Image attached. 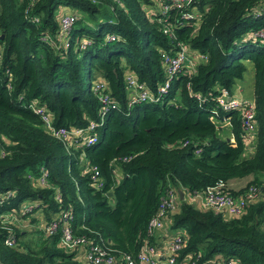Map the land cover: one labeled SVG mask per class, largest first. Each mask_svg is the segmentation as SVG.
Wrapping results in <instances>:
<instances>
[{
    "label": "trees",
    "instance_id": "16d2710c",
    "mask_svg": "<svg viewBox=\"0 0 264 264\" xmlns=\"http://www.w3.org/2000/svg\"><path fill=\"white\" fill-rule=\"evenodd\" d=\"M151 3L0 0V192H13L0 203V213L15 212L30 201L36 204L32 211L42 209L49 219L68 206L73 232L109 246L114 264H123L121 253L135 256L166 184L201 190L222 182L228 192L237 193L264 182V44L243 39L246 31L264 27V0H197L193 5L201 14L199 21L178 12L175 38L161 31L155 11L147 8ZM60 7L75 16L61 43L55 37ZM180 44L205 57L196 60L191 72L186 66L177 71L159 101L128 107L125 74L131 72L154 89L167 78L160 51L176 53ZM247 63L257 125L252 155L242 153L236 111H229L234 137L230 142L210 119L213 102L199 103L185 86L188 82L191 94L205 96L215 93L216 86L234 92ZM96 79L105 81L116 102L102 114L91 87ZM32 102L44 105L58 126L83 127L94 121L96 140L67 148L44 130ZM121 156L130 157L113 161L117 179L111 160ZM84 162L97 167L100 187L90 172H82ZM39 165L48 171L45 185L28 177L37 174ZM245 177L242 186L229 183ZM164 228L185 234L175 264H191L184 256L199 252L192 264L214 254L235 257L239 264H264L263 197L248 200L236 216L179 198L177 207L166 212ZM8 232L14 234L13 245L4 243ZM155 238L150 236V242L159 245L161 237ZM84 249L62 246L57 234L0 225V264H82Z\"/></svg>",
    "mask_w": 264,
    "mask_h": 264
},
{
    "label": "built area",
    "instance_id": "2783aa9c",
    "mask_svg": "<svg viewBox=\"0 0 264 264\" xmlns=\"http://www.w3.org/2000/svg\"><path fill=\"white\" fill-rule=\"evenodd\" d=\"M197 0H157V7L155 11V19L160 24L161 31L171 38H175L173 30L174 25L177 23L176 14L180 12V17L185 19H194L197 23L201 17L198 9L193 5ZM264 13V7L261 8ZM75 16L72 12L66 11L59 14V27L55 34L59 43L66 40L70 31ZM254 38L260 40L264 44V27L260 26L255 29L246 31L243 35L244 38ZM113 38V35H109ZM179 44V42H176ZM1 57V47H0ZM205 56L198 51H188L180 44V50L176 53L167 51H160V60L163 65L165 76L167 77L160 84H157L154 89L148 87L143 81H138L136 77L127 72L124 77L126 102L127 106L142 101L157 102L162 97L163 93L167 91L169 86V79L171 80L175 73L187 64L184 69L186 72H191L196 60L203 59ZM189 74V73H188ZM185 86L188 88L189 95L196 97L199 103L205 101H212L213 106L209 108L210 119L214 123L215 128L225 130L223 137L228 141L234 142L233 133L231 130V114L229 111L235 110L238 115V125L242 132V153L244 155H252L255 148L256 130L257 125L254 119V103L252 97L247 98L231 92L225 87L216 86V92L205 96L201 93H193L189 90V83L186 82ZM92 90L96 94L97 99L101 103L100 112L115 108L116 102L111 97L108 87L104 80L96 79L92 83ZM31 109L39 115L44 130L51 136L59 139L67 148L79 145H87L92 143L97 138L96 124L94 121H89L86 126L67 128L62 125H55L52 123V115L45 109L44 105L32 102ZM262 113L264 116V102L262 106ZM187 140L181 141L180 144L184 145ZM198 152V148H195ZM130 156L115 157L111 160V167L114 170L116 178L120 176L114 160L125 161ZM35 176L28 175L29 178L37 181L40 185L47 184L48 171L43 165H39ZM82 172H90L96 187L102 185V178L99 176V171L95 165H87L83 163ZM170 183L166 184L163 191L158 197L157 207L152 215L148 218L145 227V237L142 239L135 256L126 253H121L123 264H175L176 256L179 250L185 245V234L183 231H175L168 233L166 243L159 245L150 242L149 237L157 233V231L164 230L165 216L167 211L174 210L178 205L177 188ZM182 190L183 197H186L190 202L199 207L210 208L214 211H220L227 216H236L242 213L245 204L248 200L263 197L264 199V182L259 184H249L241 192L231 193L228 192L222 182H218L212 186H207L201 190ZM12 191L0 192V203L10 195ZM54 197L59 198V192L55 190ZM182 197V198H183ZM35 202H22L18 209L14 211H4L0 213V225L13 224L14 221L20 220L24 214L31 212L35 206ZM72 211L68 206H64L59 211L47 219L42 227V232L46 235L57 234L59 243L66 247L71 248L76 245H84V259L86 264H114L115 257L112 249L105 245L92 241L89 237L83 234H76L73 232L71 226ZM22 224V223H21ZM20 224V225H21ZM16 226H19L16 224ZM15 237L13 232H8L4 237V243L13 245ZM201 253H186L184 262L191 264ZM193 257V259H192ZM200 264H239L235 257H223L220 254H214L211 257L201 261Z\"/></svg>",
    "mask_w": 264,
    "mask_h": 264
},
{
    "label": "crops",
    "instance_id": "0c3cea01",
    "mask_svg": "<svg viewBox=\"0 0 264 264\" xmlns=\"http://www.w3.org/2000/svg\"><path fill=\"white\" fill-rule=\"evenodd\" d=\"M69 10L70 9H68L67 7H60L58 9V15L61 14V12H66V11H69ZM251 79H250V77H246L245 78V81L247 83H249V85H246L245 82L244 83L243 82H240L239 83L240 86H234L233 87V91L235 92V94H238V95H241V96H244L245 95L247 97L249 95L248 86L251 87V85H250ZM242 84H245L244 88H241ZM238 87H240V88H238ZM251 91H252V89H251ZM251 91H250V93H251ZM241 180L242 179H235V181H231L229 183L230 184L233 183L234 185L232 187L233 188H236V187L242 186L243 183L247 179L245 177V180H244L243 183H241ZM30 218H34L33 221H29ZM46 220L47 219L44 217V214H43L42 209H34L29 214H26L24 217H22L20 220L14 221V226L16 224H18L19 225V228H22V229H24V228H27V229H29V228H36V229L42 230L43 224H44V222ZM167 234H168V232H166L164 230L157 231L155 240H157V239H159V237H161L160 238L161 243H166V240H167L166 236H167ZM82 251H79V254ZM80 258H81L80 259L81 263L82 264H86V261L84 259V256L82 257V254H81Z\"/></svg>",
    "mask_w": 264,
    "mask_h": 264
},
{
    "label": "rangeland",
    "instance_id": "374dc122",
    "mask_svg": "<svg viewBox=\"0 0 264 264\" xmlns=\"http://www.w3.org/2000/svg\"><path fill=\"white\" fill-rule=\"evenodd\" d=\"M151 4H149V7H147L148 9H153V10H155L156 9V7H157V0H151ZM147 8H146V10H147ZM187 64H184V66H186ZM251 70V65L249 64V63H247V65H246V68H245V71H244V73H243V76L240 78V79H237L236 81H235V83H234V86H240L239 85V83L240 82H245V84L246 85H249V83H247L246 81H245V78L246 77H250V79L252 78V72L250 71ZM245 84H242V86H241V88H244V86H245ZM252 84V80L250 81V85ZM233 86V87H234ZM238 88H240V87H238ZM248 91H249V95L247 96V98H250L251 97V93H250V91H251V87L250 86H248ZM244 180H245V178H242V180H241V183H243L244 182ZM231 186H233L234 184L233 183H231L230 184ZM186 198V197H185Z\"/></svg>",
    "mask_w": 264,
    "mask_h": 264
},
{
    "label": "water",
    "instance_id": "95a60500",
    "mask_svg": "<svg viewBox=\"0 0 264 264\" xmlns=\"http://www.w3.org/2000/svg\"><path fill=\"white\" fill-rule=\"evenodd\" d=\"M2 37V34L0 33V38ZM226 140H228L227 138H225ZM177 193H178V197L179 198H182L183 197V193H182V190L178 187L177 188ZM106 195L107 196H110L111 195V191H107L106 192Z\"/></svg>",
    "mask_w": 264,
    "mask_h": 264
}]
</instances>
